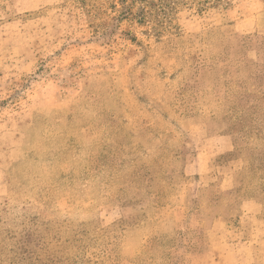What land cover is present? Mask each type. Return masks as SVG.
I'll return each mask as SVG.
<instances>
[{
    "label": "rangeland",
    "instance_id": "1",
    "mask_svg": "<svg viewBox=\"0 0 264 264\" xmlns=\"http://www.w3.org/2000/svg\"><path fill=\"white\" fill-rule=\"evenodd\" d=\"M126 5L0 0V264H264V0Z\"/></svg>",
    "mask_w": 264,
    "mask_h": 264
},
{
    "label": "crops",
    "instance_id": "2",
    "mask_svg": "<svg viewBox=\"0 0 264 264\" xmlns=\"http://www.w3.org/2000/svg\"><path fill=\"white\" fill-rule=\"evenodd\" d=\"M259 207H260L259 209H262L261 205ZM254 243L255 242H253L252 240L243 239V241H241L239 245H236L237 249L234 251L235 263L233 264H254L252 249H251V245ZM261 245L263 247V252H264V237L261 241Z\"/></svg>",
    "mask_w": 264,
    "mask_h": 264
},
{
    "label": "trees",
    "instance_id": "3",
    "mask_svg": "<svg viewBox=\"0 0 264 264\" xmlns=\"http://www.w3.org/2000/svg\"><path fill=\"white\" fill-rule=\"evenodd\" d=\"M127 1L128 0H120V4H121V6L123 7L124 10H126V8H128L127 5H126ZM152 30H153V32L156 31L155 28H152Z\"/></svg>",
    "mask_w": 264,
    "mask_h": 264
}]
</instances>
